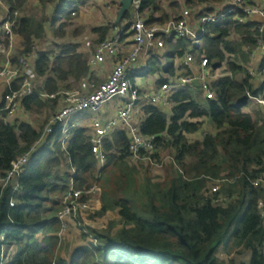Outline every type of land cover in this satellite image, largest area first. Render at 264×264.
Here are the masks:
<instances>
[{
    "label": "trees",
    "instance_id": "obj_1",
    "mask_svg": "<svg viewBox=\"0 0 264 264\" xmlns=\"http://www.w3.org/2000/svg\"><path fill=\"white\" fill-rule=\"evenodd\" d=\"M4 1L15 20L19 43L13 63L19 65L21 57L29 60L36 74L35 92L73 89L88 79L102 82L98 72L103 63L92 67L88 54L80 49L78 38L85 27H78L73 40H68L67 27L79 15L76 0H37L40 9H26L28 0ZM47 1L55 5L53 18L46 13ZM140 1V14L149 25L165 24L193 4L206 6L199 13L194 11L197 21L205 12L233 6L230 0ZM66 2L74 8L64 20L62 4ZM242 2L264 10V0ZM15 12H19L16 18ZM123 19L132 21V12ZM49 21L56 27L54 44L39 49ZM262 22L259 15L238 10L203 25L201 45L194 50V70L199 71L201 58H208L215 75L209 80L213 98L206 96L197 81L195 89L170 91L166 106L137 103L131 124L154 142V150L142 155L160 164L169 156L164 176L159 174L156 180L150 174V160L141 163L132 157L130 128L125 123L105 139L104 163L93 152L88 113L77 115L80 124L66 149L57 135L60 126L43 137L49 120L62 105L60 97L29 95L13 121L5 124V94L10 87L0 78V259L5 244L8 264H264V217L259 207L264 184H253L264 178V105L257 100H264V52L251 58ZM113 26V21L93 26V41L110 37ZM165 39L166 48L151 50L144 62L146 71L139 73L141 95L159 90L163 83H174L184 55L191 49L185 38ZM170 57L173 62L165 66ZM251 69L255 76L250 75ZM130 77L135 82V74ZM21 83L22 77L16 78L12 88ZM117 108L110 113L104 108L100 116L110 120L117 115ZM29 111L45 113L42 126L22 118ZM40 139L20 179V191L3 187L1 180L12 162ZM138 168H146L143 186L135 178ZM72 179L76 189L97 185L101 191L88 212L79 213V220L86 216L103 224L100 228L87 226L90 233L83 231L82 244L64 253L57 236L58 212ZM12 197L17 201L15 207H10ZM88 198L83 200L90 201ZM219 253H244L246 258L226 260Z\"/></svg>",
    "mask_w": 264,
    "mask_h": 264
},
{
    "label": "built area",
    "instance_id": "obj_2",
    "mask_svg": "<svg viewBox=\"0 0 264 264\" xmlns=\"http://www.w3.org/2000/svg\"><path fill=\"white\" fill-rule=\"evenodd\" d=\"M230 1L233 3L232 7L227 10L217 8L213 13L205 12L204 17L198 21L195 19L194 11L196 10L195 12L199 13V9H205L206 6L193 4L190 7H185L180 15H172L165 24L149 25L147 20L140 14L141 1L135 0L133 3L135 17H133L132 21L124 19L120 23L114 21L110 37L96 44H93L90 40H85L84 42V46L87 49H92L91 63L93 65L102 64L108 58L114 61L111 74L100 83L94 79L84 80L77 88L60 90L52 94H43L34 91L33 85L36 74L29 60L26 57H21L19 65L13 63V59L16 56V49H14L16 41L15 20L6 2L0 0V78L10 87L5 94L4 123L9 124L13 121L17 111L20 109L22 100L29 95L38 94L52 99L60 97L62 105L49 120L43 137L56 132L55 127L60 126L57 135L60 138L62 147L66 149L73 130L80 124L77 115L88 113L92 117L91 142L93 144V152L102 163L105 162L104 141L120 123H125L130 128V151L132 157L139 162L144 160L155 162L152 157L142 155L145 150H154V142L152 137L141 134L137 127L131 124L132 112L137 103L142 101L166 106L168 105L170 91L186 87L195 89L197 81L202 85V89L208 98L214 97V92L209 86V80L215 75L209 69L208 58H201L199 71L196 72L194 70V63L197 61L194 50H198L201 45L204 33L203 25L208 22H218L225 18L227 14L236 13L238 10H242L249 16L259 15L263 18V22L260 25L261 34L258 38L257 47L251 53V58H255L256 53L259 51L264 52V10L260 6L243 5L242 0ZM209 7L212 8V6ZM18 15L19 12H15V18ZM172 36L185 38L191 44V49L187 51L181 62L182 68L179 69L175 82L163 83L159 90L141 95L140 84L143 82L142 77H139L141 67L144 66L150 51L164 50L166 48L165 38ZM127 43L130 46L129 53L118 59L120 50L123 51V46ZM131 73L135 74V82L130 77ZM255 74L254 69H251L250 75L255 76ZM18 77H22V83L19 88L14 89L12 88V82ZM248 95L250 98H254L250 93ZM115 97H119L120 101L117 115L110 120H106L100 114L106 104ZM257 100L264 105L263 99L258 98ZM41 140L29 152L22 154L12 162L11 169L7 172L6 177L1 180L3 187L9 185L13 187L14 193L20 191V179L25 174L31 156ZM66 163H70L69 158H67ZM262 183L264 184V179L253 181L254 185ZM96 188L97 186L94 185L91 188L76 189L75 182L72 179L70 188L63 197L62 208L58 214L64 228L66 220L77 219L81 211H87L90 204L88 200H83V197H90V194ZM263 203L264 200L260 201L259 207ZM16 204V198L12 197L10 207H15ZM260 209L262 211L261 207ZM262 216L264 217L263 211ZM4 237L5 234L2 235V239ZM8 263L6 245L3 244L0 264Z\"/></svg>",
    "mask_w": 264,
    "mask_h": 264
},
{
    "label": "rangeland",
    "instance_id": "obj_3",
    "mask_svg": "<svg viewBox=\"0 0 264 264\" xmlns=\"http://www.w3.org/2000/svg\"><path fill=\"white\" fill-rule=\"evenodd\" d=\"M110 0H88L86 2H84V0H76V2L74 3L75 6L79 9V15L77 14L75 16V20L74 22L71 23V25H69V27H67V32H68V40L71 41L74 38L75 35V31L76 29H78V27H80V22H85V25L88 28H84L85 32H83V34L81 35V39L83 38L84 40H89V37H92V31L91 28L98 23L107 21L108 17H109V13L110 11L114 8L113 4H109ZM111 1H115V0H111ZM28 5L26 7V9H29V7H37L38 9H40V5L38 3L37 0H28ZM46 13L48 15H50L51 18L54 17L55 14V5L53 4V2H50L48 4V1L46 2ZM69 5V2H66L64 4H62V8L65 10L64 13L61 14V17L65 20L67 18V15L69 14V12L72 10V8ZM130 12L133 11V9L131 8L129 10ZM74 14V13H73ZM52 21L48 22V26H47V35L45 38L44 42H41L40 44H38L39 49H42L45 47V45L48 43V45L52 46L54 44V27L51 23ZM108 22H110V20L108 19ZM114 22V21H113ZM85 36H89L84 38ZM58 40V39H57ZM18 40L16 38L15 44H14V49H16V55H17V48H18ZM130 47V46H129ZM165 66H167V64H170L171 62H173V58H166L165 59ZM146 67L142 66L141 67V71H146ZM102 73L105 71H101ZM111 74V73H110ZM103 75L108 76V74L103 73ZM107 78V77H106ZM105 78V79H106ZM104 79V80H105ZM119 97H115L113 98L111 101H109L106 104V109L109 110V113L111 110L116 109V106H118L119 104ZM169 108V107H168ZM20 110V109H19ZM18 110V111H19ZM17 111V113H18ZM16 113V115H17ZM21 113H19L20 115ZM15 115V116H16ZM22 117L23 119H26L27 121H32L33 123H36L37 126H42L44 119H45V113L43 112H37V111H29V112H24ZM208 128V126H207ZM149 160H144L143 162H146ZM169 161V156L165 155L164 159H163V163L158 164L157 162H151L152 164H150V174L151 177L156 180L158 179V175L161 174V176H164V164L167 163ZM147 176L146 173V168H138V172L135 175V178L137 179V183L138 185L143 186V184L145 183V178ZM264 179V178H262ZM97 186V185H96ZM93 187V186H92ZM91 188V187H89ZM136 189H138V193H139V187H136ZM141 190V189H140ZM100 190L97 188L90 194V197L88 198L89 204H92L93 201H95L98 197L100 198ZM63 204V202H62ZM260 207L262 208V211L264 213V203L262 205H260ZM62 208V205H61ZM90 207L87 209L89 210ZM61 210V209H60ZM60 212V211H59ZM58 212V214H59ZM86 213L88 211H85ZM59 217V216H58ZM78 218L76 219H70V220H66L65 222V228L63 227V223L60 221V229L57 232V236L60 238V246L62 247V250L64 253H68L70 252V250H73L76 246H79L80 244H82L84 238H83V231L89 235V230L88 228H86L87 226L92 227V228H100L102 226V222L100 220L97 221H92L90 219H88V217H84L82 220H79V215L77 216ZM39 238H42V235L40 234L38 236ZM12 253L15 251L14 248H12ZM218 256L222 259H230L232 257H236L238 261L240 260H245L246 258V254H232L230 255H226L225 253H219Z\"/></svg>",
    "mask_w": 264,
    "mask_h": 264
},
{
    "label": "crops",
    "instance_id": "obj_4",
    "mask_svg": "<svg viewBox=\"0 0 264 264\" xmlns=\"http://www.w3.org/2000/svg\"><path fill=\"white\" fill-rule=\"evenodd\" d=\"M108 3H109V4H113V7H114V8L110 11L108 19H109L110 21H115L116 18H117L118 10H119V3H120V0H116V1H114V2L110 0ZM108 19H107V21H104V22H101V23L95 24L94 26H98V25L106 24V23H108ZM79 25H80V26H84L85 28H88V27L85 25V22H80ZM84 32H85V29H84ZM91 33H92V32H91ZM92 35H93L92 37L85 36L84 38L89 37V40L92 41L93 44H96V43L93 41V40H95V35H94V33H92ZM78 39H79V41H80V43H81V44H80V49H82V50H83L85 53H87L88 56H89V63H90V65H91L92 67H97V65H93V64L91 63L92 56H93L92 49H87V48L84 46V42H85V40H84L83 38L81 39V37H79ZM129 51H130V47H129V44L127 43V44H125V45L123 46V51L120 50V54H119V58H118V59H121L123 56H125L126 54H128ZM261 52H262V51H261ZM256 54H258V52H257ZM253 59H254V58H253ZM99 65H100V64H99ZM113 67H114V61H112V60H110V59L108 58V59L103 63V67H101L100 70H99V72H98V75H99V78H100L101 81H103L106 77H108V76L110 75V73H111ZM101 71H105V72H103V73H106V74L109 73V75H108V76L103 75V73H102ZM88 80H90V79H88ZM94 80H96V79H94ZM96 81H97V80H96ZM97 82H98V81H97ZM98 83H100V82H98ZM105 108H106V106H105ZM102 112H103V111H102Z\"/></svg>",
    "mask_w": 264,
    "mask_h": 264
},
{
    "label": "water",
    "instance_id": "obj_5",
    "mask_svg": "<svg viewBox=\"0 0 264 264\" xmlns=\"http://www.w3.org/2000/svg\"><path fill=\"white\" fill-rule=\"evenodd\" d=\"M135 0H120V8L118 10L116 23H120L124 15L132 8ZM132 17H135V13H132Z\"/></svg>",
    "mask_w": 264,
    "mask_h": 264
},
{
    "label": "clouds",
    "instance_id": "obj_6",
    "mask_svg": "<svg viewBox=\"0 0 264 264\" xmlns=\"http://www.w3.org/2000/svg\"><path fill=\"white\" fill-rule=\"evenodd\" d=\"M133 7V6H132ZM132 13H133V11H132ZM116 21V20H115Z\"/></svg>",
    "mask_w": 264,
    "mask_h": 264
}]
</instances>
